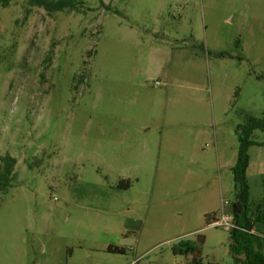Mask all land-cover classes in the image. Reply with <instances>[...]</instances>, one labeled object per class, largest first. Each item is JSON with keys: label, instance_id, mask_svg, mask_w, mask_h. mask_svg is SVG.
I'll use <instances>...</instances> for the list:
<instances>
[{"label": "rangeland", "instance_id": "obj_1", "mask_svg": "<svg viewBox=\"0 0 264 264\" xmlns=\"http://www.w3.org/2000/svg\"><path fill=\"white\" fill-rule=\"evenodd\" d=\"M103 1L0 8V264H234L243 173L264 257V0Z\"/></svg>", "mask_w": 264, "mask_h": 264}, {"label": "trees", "instance_id": "obj_2", "mask_svg": "<svg viewBox=\"0 0 264 264\" xmlns=\"http://www.w3.org/2000/svg\"><path fill=\"white\" fill-rule=\"evenodd\" d=\"M16 0H0V8L9 7ZM88 0H27L30 7L43 8L47 13L53 16L57 13L83 12L87 13L85 4ZM101 6L110 8L103 0H100ZM252 129L260 127L264 129V120L258 119L252 123ZM242 143H245L241 140ZM252 143L246 141V144ZM246 144L244 146H246ZM0 195L6 194L14 176L15 158L10 155L0 157ZM241 166L245 168L247 164V154L243 155ZM245 175L238 174L236 185L235 201L232 204L231 215L236 227L231 229L233 244L231 251L234 255V264H264V257L261 252V238L250 232L255 223L262 222L263 215L254 207H249V197ZM257 213V214H256ZM256 215V218L254 217ZM208 222L213 219L216 221V215H207ZM204 237L198 235L196 241H188L181 245L173 247L174 253H188L191 255L187 263L182 264H202V250ZM138 264V263H135Z\"/></svg>", "mask_w": 264, "mask_h": 264}, {"label": "built area", "instance_id": "obj_3", "mask_svg": "<svg viewBox=\"0 0 264 264\" xmlns=\"http://www.w3.org/2000/svg\"><path fill=\"white\" fill-rule=\"evenodd\" d=\"M221 218V220H216L213 222V225L224 226L227 230H231L236 227L231 214L224 213Z\"/></svg>", "mask_w": 264, "mask_h": 264}, {"label": "crops", "instance_id": "obj_4", "mask_svg": "<svg viewBox=\"0 0 264 264\" xmlns=\"http://www.w3.org/2000/svg\"><path fill=\"white\" fill-rule=\"evenodd\" d=\"M257 214V213H256ZM253 218H256V215L254 214V217ZM255 226H256V223H255V225L253 226V228H252V233H255ZM258 229V228H257Z\"/></svg>", "mask_w": 264, "mask_h": 264}, {"label": "water", "instance_id": "obj_5", "mask_svg": "<svg viewBox=\"0 0 264 264\" xmlns=\"http://www.w3.org/2000/svg\"><path fill=\"white\" fill-rule=\"evenodd\" d=\"M250 232H251V227H250Z\"/></svg>", "mask_w": 264, "mask_h": 264}]
</instances>
